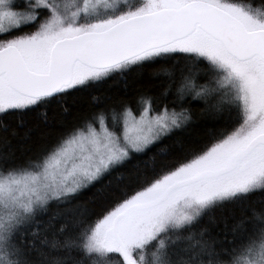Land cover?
I'll list each match as a JSON object with an SVG mask.
<instances>
[{
	"label": "snow or ice",
	"instance_id": "snow-or-ice-1",
	"mask_svg": "<svg viewBox=\"0 0 264 264\" xmlns=\"http://www.w3.org/2000/svg\"><path fill=\"white\" fill-rule=\"evenodd\" d=\"M147 69L159 95L81 110ZM191 101L219 125L173 140ZM41 125L59 130L18 159L8 137ZM0 144V264H264V0H0Z\"/></svg>",
	"mask_w": 264,
	"mask_h": 264
},
{
	"label": "trees",
	"instance_id": "trees-1",
	"mask_svg": "<svg viewBox=\"0 0 264 264\" xmlns=\"http://www.w3.org/2000/svg\"><path fill=\"white\" fill-rule=\"evenodd\" d=\"M153 70L147 69L142 74L137 72L127 73L123 76H116L106 82L100 84L94 88L91 93L82 94V100L80 102V108L82 111H88L94 107H103L107 104L113 103L115 101H126L135 107V101L140 93L155 94L159 95L160 91L164 87V82L167 77L161 76L154 78L152 75ZM98 97V101H94L92 97ZM165 103L171 104V98L164 101ZM202 103V102H201ZM201 103L189 102L187 104L196 115L194 116V122L190 125L187 131H178L173 136L175 139H192L200 140L206 139L211 132L218 127L219 121L214 119L211 115L204 112V106ZM74 116L70 115L68 117V122L71 123L74 120ZM11 127H16L15 121H10ZM59 129L46 128L41 125L39 128L34 129L30 138L25 139L23 133L12 137L9 136V146L11 151H13L16 157L23 160L40 150L41 144L45 139H51L57 134ZM172 143V140L165 138L161 142L160 147H166ZM3 145L0 144V149ZM149 156L152 155L150 152ZM148 157H142V160H146ZM138 161H133L137 163ZM128 169L121 168V172H127ZM109 179L115 180L116 176L113 175ZM107 180H105V184ZM95 191V190H93ZM76 204L86 206L95 213L100 212V208L93 205L92 203V193L89 192L86 195L80 197ZM63 205L61 209H63ZM57 212L55 205L50 206V210L47 214L42 215L39 218V223L41 227L49 220V218ZM242 208L240 205H227L223 208L215 209L210 215L214 217V223L211 225L215 233H223L228 228H230L237 220L242 216ZM65 221L63 218L56 221L57 226L63 224ZM207 222V219H206ZM69 227L71 228V221H68Z\"/></svg>",
	"mask_w": 264,
	"mask_h": 264
},
{
	"label": "rangeland",
	"instance_id": "rangeland-1",
	"mask_svg": "<svg viewBox=\"0 0 264 264\" xmlns=\"http://www.w3.org/2000/svg\"><path fill=\"white\" fill-rule=\"evenodd\" d=\"M118 77H119V76H118ZM192 102L201 103V102H198V101H192ZM201 104H202V103H201ZM202 105H203V104H202ZM191 124H192V123H191ZM191 124H190V125H191ZM190 125L188 126V128L190 127ZM188 128H187V129H188ZM187 129H186V130H184V131H187Z\"/></svg>",
	"mask_w": 264,
	"mask_h": 264
}]
</instances>
